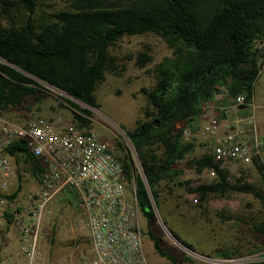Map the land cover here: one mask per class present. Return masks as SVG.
Instances as JSON below:
<instances>
[{
  "label": "trees",
  "instance_id": "obj_1",
  "mask_svg": "<svg viewBox=\"0 0 264 264\" xmlns=\"http://www.w3.org/2000/svg\"><path fill=\"white\" fill-rule=\"evenodd\" d=\"M65 1L66 8L38 14L36 0H0V114L22 107L29 97L36 100L45 89L41 82L95 108L96 85L106 72L118 74L123 68L120 58L110 52L116 40L147 32L158 35L170 55L153 65L154 84L142 89L143 119L123 130L142 174L127 154L120 157L148 226L162 183L175 179L179 170L174 164L192 147L181 139L182 129L176 128V122H194L221 89L228 97L243 94L251 103L254 82L264 63V0ZM149 60L141 51L135 63L142 67ZM62 99L59 105L72 112V122L84 126L90 111L69 98ZM7 151L16 164L19 158L25 163L23 169L31 179L42 170L22 146L13 145ZM187 163L195 170L215 173L212 181L188 188L199 199L249 192L259 199L264 212V190L255 191L238 178L232 181L210 155L191 157ZM252 165L264 181V165L257 158ZM20 171L11 197L22 187ZM252 230L264 241V215ZM146 233L155 253L181 264L159 245L150 229Z\"/></svg>",
  "mask_w": 264,
  "mask_h": 264
},
{
  "label": "rangeland",
  "instance_id": "obj_2",
  "mask_svg": "<svg viewBox=\"0 0 264 264\" xmlns=\"http://www.w3.org/2000/svg\"><path fill=\"white\" fill-rule=\"evenodd\" d=\"M36 1L38 14L67 7L65 0ZM141 51L146 52L150 60L139 67L135 59ZM110 52L120 58L123 68L118 74L106 72L104 79L96 85L95 108L41 82L45 87L41 89V96L36 100L29 97L22 107L4 111L2 115L19 123L51 119L60 124L67 123L72 121V112L60 106L59 102H63V97L69 98L80 108L90 111L86 115L88 122L77 127L92 130L100 141L112 146L119 157L127 154L133 165L139 164L136 152L123 130L131 129L136 120L143 119L145 99L142 89L154 84L152 67L164 56L170 55V50L158 35L147 32L120 37L110 47ZM227 105L228 96L221 89L202 111L206 117L218 114L219 119L231 118L235 114L227 109ZM248 113H252L255 127L254 132L249 125L245 126L247 141L250 142L256 133L264 135V63L254 82L252 100L246 110ZM203 121L204 118L198 116L188 125L184 120L176 122V128L190 129L191 134L187 138L181 131V139L192 143V147L183 160L174 164L179 170L175 179L162 183L160 200L157 207L153 205L154 215L148 226L139 210L138 222L146 259L149 264H173L153 250L146 233L150 229L159 238V245L181 264H218L206 261L202 256L217 260H240L232 264H264V241L252 230L253 225L264 215L256 196L249 192H229L199 199L197 193L188 190L210 182L214 177L208 174V169L195 170L187 163L191 157L202 155L203 147L214 141L212 135L201 133ZM259 160L264 165V150ZM17 164L23 174L20 200L24 202L26 195H35L39 188L23 169L25 163L20 158ZM231 169L238 172V175L231 174L232 181L236 182L238 178L240 182L249 183L255 191L264 190V181L252 164L237 163ZM37 240V264H89L90 247L84 218L77 208L76 194L72 189L60 188L45 204ZM224 252L227 254H222Z\"/></svg>",
  "mask_w": 264,
  "mask_h": 264
},
{
  "label": "built area",
  "instance_id": "obj_3",
  "mask_svg": "<svg viewBox=\"0 0 264 264\" xmlns=\"http://www.w3.org/2000/svg\"><path fill=\"white\" fill-rule=\"evenodd\" d=\"M248 105L250 103L239 93L228 97L227 109L234 112L233 117H206L204 112L199 115L204 118L201 133L214 138L202 152L210 155L229 177L238 175L232 166L250 165L253 158L260 159L264 150V139L254 135L247 141L245 126L249 125L255 132L253 115L246 114ZM182 134L187 138L191 131L184 128ZM13 145L22 146L42 167L32 178L39 190L35 195H26V202L20 200L21 189L15 197L10 196L18 184L19 169L7 151ZM134 166L142 174L140 165ZM208 174L215 175L211 169ZM63 187L76 194V205L83 215L89 238V264H149L142 247L140 209L134 186L114 148L100 141L92 130L81 129L72 121L60 124L51 119L19 123L1 114L0 264H37V234L43 208ZM7 234L21 242L14 252H4ZM202 258L218 264L240 261Z\"/></svg>",
  "mask_w": 264,
  "mask_h": 264
},
{
  "label": "crops",
  "instance_id": "obj_4",
  "mask_svg": "<svg viewBox=\"0 0 264 264\" xmlns=\"http://www.w3.org/2000/svg\"><path fill=\"white\" fill-rule=\"evenodd\" d=\"M256 136L258 137V139H262L264 138V135L261 134H257ZM6 248L4 249V252H14L18 249L19 245L21 244V242L14 236H12L11 234H7L6 236Z\"/></svg>",
  "mask_w": 264,
  "mask_h": 264
},
{
  "label": "water",
  "instance_id": "obj_5",
  "mask_svg": "<svg viewBox=\"0 0 264 264\" xmlns=\"http://www.w3.org/2000/svg\"><path fill=\"white\" fill-rule=\"evenodd\" d=\"M241 107H243V105Z\"/></svg>",
  "mask_w": 264,
  "mask_h": 264
}]
</instances>
